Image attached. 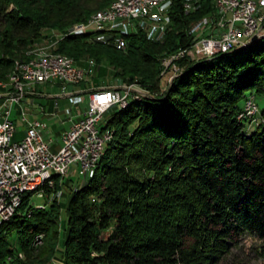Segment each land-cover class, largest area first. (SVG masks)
Instances as JSON below:
<instances>
[{
  "label": "trees",
  "instance_id": "1",
  "mask_svg": "<svg viewBox=\"0 0 264 264\" xmlns=\"http://www.w3.org/2000/svg\"><path fill=\"white\" fill-rule=\"evenodd\" d=\"M113 1L0 0V82L32 58L45 30H68L59 53L107 61L113 77L150 94L105 118L111 138L67 204L61 264H218L242 236L264 241V108L253 131L245 124L250 115L239 118L248 92L264 95V36L211 58L178 60L182 72L163 90L162 57L194 42L189 27L214 11L215 0H200L188 14L175 0L162 41L138 32L120 50L90 42L92 32L69 34ZM31 196L0 226V264H12L15 251L27 259L19 264L55 258L61 208H34Z\"/></svg>",
  "mask_w": 264,
  "mask_h": 264
},
{
  "label": "built area",
  "instance_id": "2",
  "mask_svg": "<svg viewBox=\"0 0 264 264\" xmlns=\"http://www.w3.org/2000/svg\"><path fill=\"white\" fill-rule=\"evenodd\" d=\"M175 0H152L148 4L115 0L109 14L102 22H92L81 30V35L92 27L116 28V36L101 35L96 39L108 41L109 45L126 49L128 36L143 32L148 39L157 40L168 23H171L172 8ZM186 14L197 0H181ZM208 23L202 26H190L194 42L164 59L165 73L161 86H168L175 78L179 66L178 60L190 58L198 61L213 57L223 50H232L247 39L264 33V1L226 0L213 5ZM66 35V33L64 34ZM96 65L82 67L78 63L46 60L41 65H17L14 72L12 91L0 87V223L11 213L14 200L25 198L28 188L37 185L40 174L51 170H62L66 179L73 175L79 180H86L93 159L101 150L104 119L106 114L117 109L133 98L149 96V90L138 82L130 85L99 86L92 88L87 109L78 117H70L66 127L60 130L58 146L54 145L56 137L48 130L44 119L33 118L23 106L31 98L48 97L46 86L61 88L65 96L76 103L86 91L72 90L94 71ZM45 74L58 76L57 84L45 81ZM65 77H72V84H65ZM25 78H36L34 92H27ZM19 105L20 120L23 122V136L16 138L17 125L12 118L13 108ZM254 109L253 102H250ZM42 112L47 115L45 108ZM56 113H52V116ZM55 182V181H54ZM54 182L48 183L52 186ZM18 257L23 258L22 254ZM9 259L13 260L12 257Z\"/></svg>",
  "mask_w": 264,
  "mask_h": 264
},
{
  "label": "rangeland",
  "instance_id": "3",
  "mask_svg": "<svg viewBox=\"0 0 264 264\" xmlns=\"http://www.w3.org/2000/svg\"><path fill=\"white\" fill-rule=\"evenodd\" d=\"M196 3L195 7L191 11H195L199 8V2ZM218 0L214 1V5H216ZM14 5L11 4L9 6V9L13 8ZM195 9V10H194ZM189 11V12H191ZM96 13H94L95 15ZM209 15V14H208ZM207 15V16H208ZM203 17L198 21L192 24V26H202L206 25L208 23V18ZM85 23V22H84ZM205 23V24H204ZM83 24V23H82ZM81 25V24H80ZM79 25V26H80ZM171 26V25H170ZM78 27V26H77ZM75 27V28H77ZM74 28V29H75ZM70 29V28H69ZM169 28H167L168 30ZM166 30V34L167 31ZM191 28L189 27V31ZM68 31V30H67ZM61 32L57 30H50L47 29L44 31V35L42 38H40L32 47L33 50L30 53V57H32L30 60H35L39 57L40 54L48 53V54H62L59 53V41L63 38L64 34L67 32ZM73 31V29L69 31V34ZM166 34L162 38L164 40ZM102 41V39H96L95 37H90L89 41ZM152 40V39H151ZM158 40V41H162ZM105 42V41H103ZM216 55V54H215ZM69 57V56H68ZM162 57L161 63L163 62ZM71 58V57H70ZM96 60L89 57L84 56L78 61L74 62L78 63L82 67H87V64L96 65L94 67V71L87 76V78L81 82L80 84L76 86H70L69 88L72 90H84L88 88H95L99 86H118L120 83L122 85H130L132 82H126L122 83L121 81L117 80L116 77H113L115 73V69L107 62L103 61L101 63L95 62ZM19 62H25V61H19ZM162 66L163 65L162 63ZM165 73V72H164ZM163 73V75H164ZM9 81V78L4 81L0 82V87H5V91L9 87H6L5 85L9 86L8 84H5ZM57 84V83H54ZM72 84V83H71ZM162 84V80L160 81V85ZM35 88V87H34ZM164 88V86H163ZM45 91L47 92L48 97H42V98H34V99H27L23 102V106L26 107V109L31 113V117L33 118H41L43 119L44 113L42 112V107L45 108L46 113L50 114L56 113L54 116H50L48 118H45L48 123V130L51 132V134L55 137L60 136V130L64 128V126L67 124L65 121L68 120L70 117H75L78 113H80L82 110L87 109L89 104V95L90 93L87 92L85 94L81 95V98L78 102H74L71 97L65 96V93L61 90V88L58 87H51L46 86ZM150 95V94H149ZM250 102H253L254 109H252ZM242 111L245 109V112L239 114V118L244 116V114L250 115L249 117V123L246 124V129H249L250 131H253L255 127H257L258 123L262 120L261 117V110L264 108V95L258 94L256 92H248L246 98L243 102H241ZM113 112V110L106 114V118ZM12 118L16 121L17 125V135L16 138L20 139L23 136V122L20 120V111H19V105H15L13 108V114ZM105 120V119H104ZM111 133L110 130H107ZM107 132V133H109ZM63 180H59L58 184L54 182L50 188L52 190H47L46 187L42 191H36L32 194L30 201V206L34 208L42 207V208H50V206L53 203H56L60 206V238L58 243L57 252L55 254V258L52 259V261L48 262L47 264H61L63 255H64V249H65V240L68 233V211H67V204L69 199L71 198L74 191H76L77 188L81 187L87 180H79V178L75 175H73L72 178H61ZM56 180V179H55ZM112 230H108L103 232V235L107 238L111 234ZM45 235L42 234V240L39 243V246L43 244V239ZM9 241L12 246H15L16 248V239L12 235L9 237ZM19 251H15L12 256L13 260L8 258L9 262H12V264H19L20 262H25L26 256L24 258L17 257ZM21 253V252H20ZM24 254V253H23ZM20 259V260H18ZM25 264H40L39 262H26ZM218 264H264V241L260 240L254 236L250 235H244L240 238L239 242L236 245H233L230 252L226 254L223 259Z\"/></svg>",
  "mask_w": 264,
  "mask_h": 264
},
{
  "label": "bare ground",
  "instance_id": "4",
  "mask_svg": "<svg viewBox=\"0 0 264 264\" xmlns=\"http://www.w3.org/2000/svg\"><path fill=\"white\" fill-rule=\"evenodd\" d=\"M130 2H141V4H148L149 2H151L152 0H128ZM220 1H226V0H218L216 3V5L220 4ZM259 1H264V0H259ZM115 2V0L104 10L97 12L95 15L91 16L89 18L88 21H86L87 23L84 25H82L81 27L73 30L70 34H79L81 33V30L86 29L87 27H89L91 25L92 22H102V20L104 19V16L106 14H109L110 11V7L111 5ZM198 2V0H197ZM195 7V5H193V7L191 8V10H193V8ZM190 10V11H191ZM195 10V9H194ZM172 22V21H171ZM205 24V23H204ZM171 23H168L167 27L164 28L162 34H160V36H158L157 40L152 39L153 41H158V40H162V38L164 37V35L166 34V30L167 28L171 29L170 26ZM168 29V30H169ZM167 30V31H168ZM88 32H92V37H99L101 35H106V36H116V28H103V27H92L90 28V30H87ZM87 31H85L87 33ZM264 36V33H261V35L258 37V40ZM166 38V36H165ZM253 38L251 37L249 39H247V41L242 42L241 44L235 46V48H233L232 50H223L222 52H218V53H227L236 49H240L243 48L251 43H253ZM105 43H109L108 41H106ZM118 49H123L120 47H117ZM215 55V54H214ZM52 58H54L55 61H62V62H68V63H75L73 58H70L64 54H48V53H43L40 54L39 57L35 60L32 61H25V62H16L15 64V68L13 71H15L17 69V65H26V66H34V65H41L42 63H44V61L46 60H52ZM211 58V57H208ZM164 59V58H163ZM163 63V62H162ZM163 65H165V63H163ZM165 72V68L163 66V70L161 73V79L164 78L163 73ZM182 72L181 69H178L175 77L177 75H179ZM9 81L5 84L11 83L14 80V72L10 73L9 75ZM45 81H49L50 84H54V83H58V76H52V74H45ZM173 81V80H172ZM72 83V77H65V84H71ZM172 83V82H171ZM25 85H27V92H34L35 91V85H36V78H25ZM6 87H9L7 89V91H12V84L5 85ZM169 86V85H168ZM168 86H162V89L165 90ZM3 87V86H2ZM129 104V102H126L125 104H122L119 107H127ZM250 105V104H249ZM104 125H105V120H104ZM111 138V134L107 133V132H103V138H102V142H101V150L98 151L97 156L93 159V165L92 167L89 169L88 175H93V173L95 172V169L98 165L99 160L101 159L104 150H105V144L106 142ZM60 177V178H65L66 176H62V170H51L48 171L46 173L40 174L39 178L37 180V185H31L30 188H28V195L29 194H33L36 191H42L44 189L45 186L48 185V183L50 182H54L55 178ZM24 202V198H18L17 200H14L13 205L11 206V213L10 215H6L2 222L0 223V226L3 225L4 222L8 221L12 216H14L20 209V207L22 206ZM42 238V234L39 235L34 242L35 246H38L39 243L41 242Z\"/></svg>",
  "mask_w": 264,
  "mask_h": 264
},
{
  "label": "crops",
  "instance_id": "5",
  "mask_svg": "<svg viewBox=\"0 0 264 264\" xmlns=\"http://www.w3.org/2000/svg\"><path fill=\"white\" fill-rule=\"evenodd\" d=\"M92 88H88V89H86V91H84V93L83 94H85V93H87V92H90V90H91ZM86 110V109H85ZM85 110H82L80 113H78L76 116H75V118L76 117H78L79 115H81L82 114V112H84ZM50 116H52V112L49 114H47V115H43V119L47 122V120L45 119V118H48V117H50ZM48 124V123H47ZM49 127V126H48ZM64 127H66V125L64 126ZM23 132V131H22ZM23 134H24V132H23ZM57 139H56V142H54V145L57 147L58 146V139H59V137H56Z\"/></svg>",
  "mask_w": 264,
  "mask_h": 264
},
{
  "label": "water",
  "instance_id": "6",
  "mask_svg": "<svg viewBox=\"0 0 264 264\" xmlns=\"http://www.w3.org/2000/svg\"><path fill=\"white\" fill-rule=\"evenodd\" d=\"M257 40H258V37L257 36H254L253 41L255 42Z\"/></svg>",
  "mask_w": 264,
  "mask_h": 264
}]
</instances>
